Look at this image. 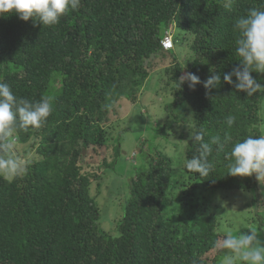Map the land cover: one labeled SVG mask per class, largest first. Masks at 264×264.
<instances>
[{
  "label": "trees",
  "instance_id": "obj_1",
  "mask_svg": "<svg viewBox=\"0 0 264 264\" xmlns=\"http://www.w3.org/2000/svg\"><path fill=\"white\" fill-rule=\"evenodd\" d=\"M254 7L264 9V0H80L53 26L0 16V79L17 97H55L44 125L18 134L17 143L36 157L23 158L27 173L11 183L0 177V264H221L226 250L215 242L224 231L210 210L215 190L247 191L251 215L240 232L255 229L264 243V178L227 174L231 144L222 151L213 146L214 170L203 177L184 163L174 169L159 150L144 151L114 233L100 226L89 191L96 175L86 166V153H99L110 138L106 124L117 102H136L149 73L169 57V126L178 121L176 110L190 108L205 142L264 134V94L238 91L235 77L233 84L223 81L240 60L234 22ZM170 26L178 32L175 43L188 41L189 59L161 47ZM183 72L201 83L177 88ZM211 75L221 81L208 90L203 82ZM251 75L264 85V73ZM229 115L236 117L231 128ZM115 151L118 157L119 142ZM184 154L198 155V143L190 140Z\"/></svg>",
  "mask_w": 264,
  "mask_h": 264
},
{
  "label": "clouds",
  "instance_id": "obj_2",
  "mask_svg": "<svg viewBox=\"0 0 264 264\" xmlns=\"http://www.w3.org/2000/svg\"><path fill=\"white\" fill-rule=\"evenodd\" d=\"M80 0H0V16L15 13L21 20L32 18L43 26H53L70 10H77ZM172 27V26H170ZM238 33L235 41L236 54L240 58L237 67L223 75V81L251 97L264 94V85L251 73H264V9L250 8L246 15L239 16L234 22ZM185 81L194 88L201 83L199 76L187 73L180 77L177 88ZM220 75H211L203 82L205 89H212L220 84ZM55 97L42 96L38 100L17 97L9 83L0 79V177L11 183L27 173L28 161L22 160L16 153L15 145L21 131L40 129L54 110ZM264 107V106H262ZM163 117V116H162ZM236 117L229 115L226 125L231 128ZM205 131H191L189 139L198 143V155L186 158L184 167L187 171L208 176L214 170V164L208 158L213 152L222 151L231 144L228 157L227 174L231 176H252L264 178V134L248 135L233 142L231 136L213 135L205 142ZM215 247L226 250L221 264H264V243L258 239L255 229L249 233L224 229L222 238L215 242Z\"/></svg>",
  "mask_w": 264,
  "mask_h": 264
},
{
  "label": "rangeland",
  "instance_id": "obj_3",
  "mask_svg": "<svg viewBox=\"0 0 264 264\" xmlns=\"http://www.w3.org/2000/svg\"><path fill=\"white\" fill-rule=\"evenodd\" d=\"M169 28L175 39L178 32L174 27ZM168 50L180 61H185L191 56L189 43L186 40L181 39L177 43L174 40L173 49ZM171 62L170 57L166 58L149 73L137 95L136 102L131 103V100L126 98L117 102L109 114L107 128L105 126L110 137L106 145L99 150V153H86V166L90 167L89 170H94L91 172L92 175H96L91 178L89 191L91 196L96 198L101 210L100 226L108 232H115L116 223L123 216L128 182L133 176L134 168L142 162L144 151L148 152L149 148L151 152L155 150L163 152L172 158L173 168L176 170L185 161V147L194 129L190 108L176 110L177 123L168 125L173 117L165 109V105L171 101L169 88L166 86L168 76L165 70ZM185 74L187 73L183 72L182 76ZM118 142L120 154L116 157ZM15 150L22 160L25 158L31 161L36 158L26 144L16 143ZM176 191L182 193L184 190ZM212 199L215 201L210 206V210L215 212L222 231L231 229L235 233L249 225L247 219L251 212L248 214L247 207L244 208L250 199L247 191L215 190Z\"/></svg>",
  "mask_w": 264,
  "mask_h": 264
},
{
  "label": "built area",
  "instance_id": "obj_4",
  "mask_svg": "<svg viewBox=\"0 0 264 264\" xmlns=\"http://www.w3.org/2000/svg\"><path fill=\"white\" fill-rule=\"evenodd\" d=\"M161 45L166 50L173 49V47H174V39H173V34L171 32V28H169L165 32V36L161 40Z\"/></svg>",
  "mask_w": 264,
  "mask_h": 264
}]
</instances>
